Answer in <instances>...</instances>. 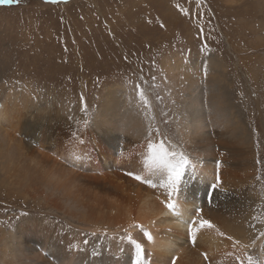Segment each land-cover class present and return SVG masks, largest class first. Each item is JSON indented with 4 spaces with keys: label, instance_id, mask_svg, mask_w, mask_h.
<instances>
[{
    "label": "rangeland",
    "instance_id": "rangeland-1",
    "mask_svg": "<svg viewBox=\"0 0 264 264\" xmlns=\"http://www.w3.org/2000/svg\"><path fill=\"white\" fill-rule=\"evenodd\" d=\"M3 117L0 249L19 234L31 250L0 252V264H132L129 236L145 264H264V0L0 4ZM149 139L190 161L174 200L193 232L201 218L214 225L195 241L151 219L167 196L134 178L158 183ZM70 199L88 210L74 214ZM136 225L168 233L177 254L151 253ZM73 241L90 244L83 261L52 257ZM97 251L114 254L102 263Z\"/></svg>",
    "mask_w": 264,
    "mask_h": 264
},
{
    "label": "bare ground",
    "instance_id": "bare-ground-1",
    "mask_svg": "<svg viewBox=\"0 0 264 264\" xmlns=\"http://www.w3.org/2000/svg\"><path fill=\"white\" fill-rule=\"evenodd\" d=\"M210 98V97H209ZM214 102V101H213ZM217 102V101H216ZM193 104V103H192ZM194 105V104H193ZM193 108H195V107H193ZM195 110V109H194ZM2 112V111H1ZM193 115V114H192ZM194 115H195V113H194ZM3 116V115H2ZM7 117V116H6ZM203 118V117H202ZM3 122L4 121H6V119L3 117V118H0ZM202 120V119H201ZM197 122V121H196ZM117 123V122H116ZM199 123V122H198ZM200 124V123H199ZM196 125V124H195ZM12 126V125H11ZM205 126V125H204ZM7 128H8V126H6ZM3 130H5V129H3ZM7 131H8V129H6ZM5 130V131H6ZM15 130V129H14ZM131 130V129H130ZM2 131V130H1ZM3 132V131H2ZM2 132H0V133H2ZM4 133V132H3ZM13 133V132H12ZM16 133V132H15ZM199 133V132H198ZM11 134V133H10ZM7 136H8V134H7ZM12 136H14V135H12ZM202 136H203V134H202ZM198 137V136H197ZM201 137V136H200ZM203 139H205V138H203ZM4 140H6V142L8 141V142H11V141H9L8 139H4ZM11 140V139H10ZM95 143V142H94ZM76 148V147H75ZM70 150V149H69ZM74 153H75V151H73V153H71L72 155H74ZM103 157V156H102ZM13 158V157H12ZM74 159V158H73ZM89 159V158H88ZM106 161V160H105ZM89 162V161H88ZM104 162V161H103ZM6 164V163H5ZM67 164H69V165H71L72 166V163H70V162H68ZM117 164V163H116ZM119 164V163H118ZM111 165H112V163H111ZM114 165V164H113ZM16 166V165H15ZM92 167V166H91ZM120 167H122V166H120ZM119 168V167H118ZM205 168H206V166H205ZM204 169V168H203ZM111 171V170H110ZM115 171V170H114ZM71 175H73V174H71ZM38 176H40V175H38ZM78 177V176H77ZM144 178V177H143ZM55 181V180H54ZM65 183V182H64ZM59 185H61V184H59ZM89 185V184H88ZM61 188H58V189H64L63 187H64V185H63V187L62 186H60ZM68 187V186H67ZM89 187V186H88ZM101 187L103 188L104 186H102L101 185ZM74 188V187H73ZM97 188H99V187H97ZM66 189V188H65ZM87 189V188H86ZM95 189V188H94ZM56 190V189H55ZM70 190H71V188H70ZM64 191V190H63ZM92 191H94V190H92ZM58 193H60L59 191H57ZM63 193V192H62ZM73 193H75V192H73ZM77 193V192H76ZM64 194V193H63ZM62 194V195H63ZM81 194H82V192H81ZM60 195V194H59ZM66 195V196H65ZM71 195V194H69V193H65L63 196H65L66 197V199L68 198L69 199V196ZM77 195H78V193H77ZM92 195V194H91ZM72 197V196H71ZM80 197V196H79ZM82 197H84V196H82ZM86 197V196H85ZM72 199H73V197H72ZM87 199V198H86ZM71 200V199H70ZM88 200V199H87ZM66 201H68V200H66ZM64 204V203H63ZM89 204V203H88ZM165 205V204H164ZM67 206L69 207V209H71V210H73V213H74V211H75V213H76V211H81L80 213L82 214V212H85V210H88V209H85L84 208V206H83V203H82V201L80 200H71V201H69L68 203H67ZM66 206V207H67ZM67 207V208H68ZM68 209V210H69ZM78 212V213H79ZM99 212V211H98ZM72 213V211L71 212H69V214H71ZM74 213V214H75ZM189 206H187V205H184V206H180V205H178L177 204V214H173L172 212H170L166 207L164 208V209H162L161 211H159L158 213H157V215L156 216H152V218L151 219H156V217H158V216H161V215H163V217H165V216H168V219H165V220H160L159 222H157L156 221V223H155V225H156V230H158V225H162V222H166V224L167 225H169V226H171L172 228H176V229H183V228H186V229H188V230H190L189 229V226H188V219H189ZM87 214L90 216V213H88L87 212ZM92 214V213H91ZM71 215H73V214H71ZM85 215V214H84ZM83 216V215H82ZM82 216H80V217H82ZM93 216V215H92ZM95 216V215H94ZM98 218V217H97ZM102 218V217H101ZM80 219V218H79ZM95 219V218H94ZM151 219H149V222H152V220ZM103 220V219H102ZM148 221V220H147ZM164 222V223H165ZM146 223V222H145ZM193 226H195V224H193L192 225V227ZM152 227H153V229L155 228L153 225H152ZM162 227V226H161ZM134 229H135V227H133ZM195 228V227H194ZM199 227H197V228H195V229H197V230H195V232L196 231H201V229L199 230L198 229ZM133 229V230H134ZM150 228H149V226H148V229H146V230H149ZM187 230V231H188ZM162 231V230H161ZM191 231L193 232L194 231V229L192 228L191 229ZM13 232V231H12ZM150 234H151V236H152V241L151 242H149L148 241V244H149V247L150 248H152V250L153 249H155L154 251H150L151 253H154L157 257H162V255H169L170 253H171V255H176L177 254V249L175 250V248H174V240L171 238L170 239V236H168L167 234L168 233H165V231H162V232H164V233H160V232H157V231H153V230H150V231H148ZM195 232H193V233H195ZM209 231H206L205 232V234L201 231L200 232V236H202V234H204V235H206L207 233H208ZM70 233V232H69ZM197 233V232H196ZM186 234H188L187 232H186ZM6 235V234H5ZM197 235H199V234H197ZM192 236V235H191ZM199 236V237H200ZM212 235H209V237L207 238V242H210V243H212V244H214L215 242H216V240L214 239V236L213 237H211ZM197 237V236H196ZM199 237L197 238V240H200L199 239ZM204 237V236H203ZM181 238H183V237H181ZM192 238V237H191ZM193 239V238H192ZM4 242H1V243H3L2 245H1V249H0V252L1 253H6V254H8L7 256L8 257H10V258H12L13 256L15 257L16 256V258H21V259H23L22 257L23 256H25V254H27L28 253V251L29 250H31V248H30V246H29V241L28 240H26V239H22L21 238V236L19 235V234H16V235H14V236H12V235H6V237L4 238ZM194 240V239H193ZM202 240H203V238H202ZM205 240V239H204ZM203 240V241H204ZM195 241V240H194ZM201 241V240H200ZM74 242V241H73ZM202 242V241H201ZM75 244L74 245H72V248L70 249L69 248V250H66V248L65 247H56L55 248V252L57 253V256L56 257H54V256H52L53 258H55V259H58V258H62V259H65V260H68V261H75V256H78L79 257V260L80 261H83L84 260V255H85V253L90 249V244H77L76 242H74ZM195 243V242H194ZM200 243V242H199ZM198 243V244H199ZM210 243H209V245H210ZM69 244H72V242L71 243H69ZM197 244V243H196ZM207 243L206 242H202V246L204 245V246H207L206 245ZM211 244V245H212ZM210 245V246H211ZM194 246V245H193ZM192 246V247H193ZM200 246V245H199ZM191 247V248H192ZM194 247H197L196 245L194 246ZM194 247H193V250H194ZM207 247H209V246H207ZM207 247H205V249H207ZM200 248H201V246H200ZM203 248V247H202ZM72 249H75V252L72 250ZM204 249V250H205ZM41 250H44V249H41ZM122 250V249H121ZM199 250V247H198V249H197V251ZM174 251H176V252H174ZM194 251H196V250H194ZM200 251H201V249H200ZM116 252V251H115ZM202 252V251H201ZM110 254H108L107 252L106 253H101V252H99L98 253V251L97 252H95V255L97 256V254H99V261H101L102 263L104 262V260L105 259H108V256L107 255H113L114 253L113 252H109ZM113 253V254H112ZM122 254V255H127V253H125L124 251H117L115 254ZM181 253V252H180ZM192 253H194L193 251H192ZM203 253H204V251H203ZM6 254H2L3 256L4 255H6ZM178 255H180L179 254V252H178ZM13 257V258H14ZM73 258V260H72V258ZM176 258L178 257V256H175ZM24 258H26V256L24 257ZM175 258V259H176Z\"/></svg>",
    "mask_w": 264,
    "mask_h": 264
},
{
    "label": "snow or ice",
    "instance_id": "snow-or-ice-1",
    "mask_svg": "<svg viewBox=\"0 0 264 264\" xmlns=\"http://www.w3.org/2000/svg\"><path fill=\"white\" fill-rule=\"evenodd\" d=\"M17 0H0V4H12L16 3ZM46 3H56L57 0H45ZM154 79V78H153ZM136 89H140V85L137 84ZM141 95V100L144 101L145 105L147 106V100L144 98V96L141 93H138ZM158 131V130H157ZM151 135V133H150ZM148 149L149 152L152 154L150 156V160L152 162V166L157 170L158 175V183H154L151 179H142L140 176H135L134 178L137 180H140L143 183L148 184L150 187L153 188H161L164 190L165 195L167 196V202L165 203L162 201V203H165V207L172 212L173 214H177V204L174 200V194H178L180 191V185L184 182V176L186 174V171L190 165V161L186 155H184L181 152H176L175 150H168L165 148L163 142L159 144H153L151 139H149L148 142ZM219 161H217V169H219ZM129 175H132V173H129ZM221 185V179L219 174H216L215 182L211 184V188L213 191L218 189ZM209 203L211 204V193H209ZM200 208H196V216L199 217L201 213ZM196 221L193 220L192 224L189 225L190 234L192 235L193 239H195V234L191 231L192 225L195 224ZM137 228H139L144 236L147 238L149 242L152 241L151 234L143 228L141 225H136ZM199 228L204 229H212L214 228V225L206 220V219H200L199 221ZM221 235H223L221 233ZM261 235H264L262 233ZM128 239L131 241V243L135 246V256L132 260V264H145L144 261V252L143 248L139 243H136L134 240H132L131 236L128 237ZM231 239V237H229ZM253 243H255L253 241ZM249 264H251V257H247Z\"/></svg>",
    "mask_w": 264,
    "mask_h": 264
}]
</instances>
